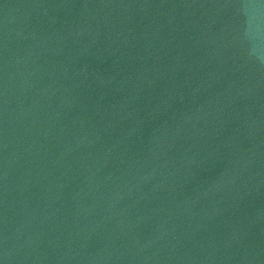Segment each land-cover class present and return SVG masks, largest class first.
<instances>
[{
  "label": "water",
  "instance_id": "water-1",
  "mask_svg": "<svg viewBox=\"0 0 264 264\" xmlns=\"http://www.w3.org/2000/svg\"><path fill=\"white\" fill-rule=\"evenodd\" d=\"M242 2L0 0V264H264Z\"/></svg>",
  "mask_w": 264,
  "mask_h": 264
},
{
  "label": "clouds",
  "instance_id": "clouds-1",
  "mask_svg": "<svg viewBox=\"0 0 264 264\" xmlns=\"http://www.w3.org/2000/svg\"><path fill=\"white\" fill-rule=\"evenodd\" d=\"M239 12L245 18L243 35L248 53L264 63V0H243Z\"/></svg>",
  "mask_w": 264,
  "mask_h": 264
}]
</instances>
